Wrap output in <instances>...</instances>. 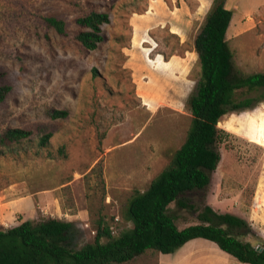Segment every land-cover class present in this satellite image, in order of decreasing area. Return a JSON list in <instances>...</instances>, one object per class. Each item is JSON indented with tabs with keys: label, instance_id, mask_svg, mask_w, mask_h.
Masks as SVG:
<instances>
[{
	"label": "rangeland",
	"instance_id": "1",
	"mask_svg": "<svg viewBox=\"0 0 264 264\" xmlns=\"http://www.w3.org/2000/svg\"><path fill=\"white\" fill-rule=\"evenodd\" d=\"M211 3L0 0L5 72L0 84L11 86L0 102V138L8 127L32 132L29 140L0 141V202L34 197L32 220L72 221L74 248L93 241L100 219L114 236L130 228L128 200L148 187L186 136L187 100L200 73L194 38ZM226 5L233 11L226 38L235 68L244 74L264 71V0H226ZM91 11L106 12L109 21L101 25L102 41L88 50L75 39L86 29L75 19ZM45 16L63 19L66 34L48 27ZM51 109L68 113L51 118ZM218 127L224 130L217 143L221 158L210 183L184 197L197 208L208 204L244 218L251 233L237 237L259 248L264 246V101L226 113ZM48 132L49 143L39 146L38 138ZM21 203L29 211L32 200ZM170 209L179 228L197 222L194 211L174 202ZM172 254L147 249L112 264H160Z\"/></svg>",
	"mask_w": 264,
	"mask_h": 264
},
{
	"label": "trees",
	"instance_id": "2",
	"mask_svg": "<svg viewBox=\"0 0 264 264\" xmlns=\"http://www.w3.org/2000/svg\"><path fill=\"white\" fill-rule=\"evenodd\" d=\"M233 11L226 0H212L200 30L194 38L200 73L196 89L187 100L191 120L186 136L169 163L150 181L144 191H135L127 203L126 214L132 226L112 235L109 226L98 220L92 242L74 248L73 222L60 218L23 220L0 228V264H112L129 261L152 249L163 254L176 251L187 241L204 238L240 263L264 264V246L259 248L237 236L251 233L247 221L232 213L215 211L205 204L197 208L184 196L206 188L220 161L217 143L224 130L219 119L228 112L242 111L264 101V71L241 73L233 63L226 38ZM44 22L57 33L66 34V23L55 16ZM109 21L106 12L91 11L75 23L86 28L75 39L93 50L102 41L101 25ZM93 72L95 69L92 70ZM5 72L0 70V79ZM0 84V102L10 92ZM67 110L51 109V118H63ZM29 129L8 127L0 141L29 140ZM51 133L38 138L39 146L49 143ZM62 151V148L61 150ZM196 212L197 222L179 228L170 204ZM105 238L106 241H102Z\"/></svg>",
	"mask_w": 264,
	"mask_h": 264
},
{
	"label": "crops",
	"instance_id": "3",
	"mask_svg": "<svg viewBox=\"0 0 264 264\" xmlns=\"http://www.w3.org/2000/svg\"><path fill=\"white\" fill-rule=\"evenodd\" d=\"M24 199L32 200L29 211L22 208L21 201ZM35 201L34 197L26 195L0 202V226L7 228L23 220L34 219L32 207H35ZM27 212L29 216L26 215ZM11 215H13L11 222H5L4 218L11 217ZM208 241L210 240L200 237L191 239L174 251L170 259L161 260L160 264H241L235 257L236 261L233 260L232 255L221 250L214 242Z\"/></svg>",
	"mask_w": 264,
	"mask_h": 264
}]
</instances>
